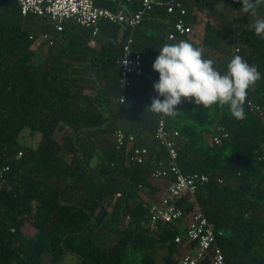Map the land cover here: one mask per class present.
<instances>
[{"label": "trees", "instance_id": "obj_1", "mask_svg": "<svg viewBox=\"0 0 264 264\" xmlns=\"http://www.w3.org/2000/svg\"><path fill=\"white\" fill-rule=\"evenodd\" d=\"M141 1L132 0L131 8L139 9ZM180 1L186 22L194 27L184 41L202 48L205 59L208 49L218 52L225 65L240 55L261 73L247 91L245 119L232 117L227 105L216 106L211 125L214 132L219 125L229 131L223 143L230 147L227 157L211 153L202 131L186 123L197 119L203 105L182 98L169 127L180 131L183 171L210 176L198 190V201L216 231L223 232L219 242L227 264H264V161L259 158L264 117L247 105L248 100L264 103V39L252 28L264 17V0L256 16L240 10L242 0H225L237 11L230 36L200 16L203 5L211 9L215 0ZM96 4L116 6L112 0ZM179 17L158 6L135 30L133 48L142 54L145 71L156 78L152 65ZM199 25L201 40L196 39ZM52 27L45 16L23 15L17 0H0V165H10L0 194V264H45V252L54 261L74 254V264H127L129 253L136 251L139 264H175L180 246L174 237L181 229L177 224L151 229L152 202L141 195L142 188L157 192L150 178L166 158L153 136L157 114L147 110L154 97L148 92L152 79L136 77L124 102L119 100V60L128 30L102 20L93 36L91 28L66 21L38 62L30 35ZM92 39L97 44L91 45ZM118 127L148 147L144 163L130 161L129 148L117 147ZM26 128L41 134L38 146L20 140ZM19 152L23 155L16 158ZM181 206L186 213L193 208L187 200ZM162 249L167 253L158 258Z\"/></svg>", "mask_w": 264, "mask_h": 264}, {"label": "built area", "instance_id": "obj_2", "mask_svg": "<svg viewBox=\"0 0 264 264\" xmlns=\"http://www.w3.org/2000/svg\"><path fill=\"white\" fill-rule=\"evenodd\" d=\"M132 0H113L115 8L98 6L96 0H17L23 15L34 14L45 16L54 23L55 32L64 29V23L74 20L80 25L92 29L93 36L100 30V22L108 20L119 23L124 30L123 56L119 60L121 75L120 101L123 102L134 79L146 76L152 79L148 92L152 96L157 93L153 84L159 77L148 74L144 68V59L139 51L134 50L135 30L142 23L144 16L158 6H162L170 14L180 13V17L172 23V29L167 36V44L184 41V38L194 34V27L184 18L186 9L180 0H142L141 6L133 10L130 6ZM238 2L239 0H235ZM35 44L45 42L47 46L55 43V33L42 32L39 35H30ZM127 60V64H124ZM123 98V101H122ZM162 99V98H161ZM249 109L264 117V103L248 100ZM157 114V126L153 133L160 150H164L166 158H162L152 177L168 178L167 192L159 200L151 203L149 226L158 229L160 225H174L184 227L174 237V242L182 248L175 264H227L223 248L219 242L222 231L217 232L215 225L204 213L198 201L199 188L210 180V176L202 172L186 173L180 166L177 141L180 131L169 127V118ZM230 136L223 125H219L212 136L214 144L221 145ZM141 137H143L141 135ZM114 138L118 148H129V160L135 163H144L150 152L146 145L137 144V136L127 132L121 127L114 130ZM23 155L19 152L16 158ZM264 161V150L260 154ZM10 165H0V194L5 185V177ZM220 182H224L222 178ZM189 202L192 210L185 212L181 203ZM129 218V217H128Z\"/></svg>", "mask_w": 264, "mask_h": 264}, {"label": "clouds", "instance_id": "obj_3", "mask_svg": "<svg viewBox=\"0 0 264 264\" xmlns=\"http://www.w3.org/2000/svg\"><path fill=\"white\" fill-rule=\"evenodd\" d=\"M260 3L261 0H242L240 10L256 16L255 9ZM252 28L264 39V17L257 18ZM127 63L125 60L124 64ZM152 68L159 79L153 84L157 95L147 110L165 116L176 115V106L183 98L206 109L216 104L227 105L232 117L243 120L247 91L261 79L258 69L240 55H235L227 64V71L221 74L213 60L204 58L202 48L187 41L162 46Z\"/></svg>", "mask_w": 264, "mask_h": 264}, {"label": "rangeland", "instance_id": "obj_4", "mask_svg": "<svg viewBox=\"0 0 264 264\" xmlns=\"http://www.w3.org/2000/svg\"><path fill=\"white\" fill-rule=\"evenodd\" d=\"M215 5L211 7H207V4L203 5V8L200 12V16L203 19H212L215 23L221 25L222 28H224L228 35L230 36L232 34V29L234 26V16L237 13L236 10H234L230 5L228 4L227 1L225 0H215ZM197 29L196 32V39L201 40V36L203 33V26H195V30ZM53 31V27H52ZM41 32V31H40ZM54 33V32H52ZM41 43V42H40ZM37 43V49H38V62L43 60V55L42 53L46 52L48 50V47L45 42H42V44ZM40 49V50H39ZM41 54V55H40ZM219 53L209 50L207 51V56L206 59H211L214 61V65L222 68L224 71H227V65L222 63L221 59L218 58ZM223 58V57H222ZM216 106L220 109V105L216 104L211 106L210 108H204L201 109L200 112L197 114V119L196 120H187L186 123L189 124V126L194 127L196 130L202 131V134L204 135V140L205 144L207 145L208 149L210 150L211 153H216V152H223L222 157H227L230 154V147L229 144H214L212 142V136L214 134L213 126L211 125V121L215 115H217V110ZM21 141H26L27 144L29 145H34L38 146L41 140V134L39 132H35L31 130L30 128H26L25 131L23 132V136L20 138ZM217 162L215 161L214 164ZM157 193L150 192L149 190L142 188L141 189V195L147 200L154 199L155 201L158 200L156 199L157 197L154 196ZM162 193L157 194L159 197H161ZM150 198V199H149ZM153 200V202H154ZM184 227L183 224H181L180 228L182 229ZM34 228L31 227L30 232L34 233ZM183 247H180V250L176 253V258L177 256L181 255ZM167 253V250L162 249L159 251L158 258H160L161 255ZM129 258L130 262L127 264H139L140 263V258L141 254L140 252H130L129 253ZM43 259L45 264H74L77 262V257L74 254L68 253L64 254L61 256L60 259L58 260H52L51 255L48 252H45L43 255Z\"/></svg>", "mask_w": 264, "mask_h": 264}, {"label": "crops", "instance_id": "obj_5", "mask_svg": "<svg viewBox=\"0 0 264 264\" xmlns=\"http://www.w3.org/2000/svg\"><path fill=\"white\" fill-rule=\"evenodd\" d=\"M98 3H102V2H104V1H108V0H96ZM113 1V0H112ZM51 32H54L55 33V35L56 34H58L59 32H55V28L53 27V31H51ZM90 44L91 45H95V44H97L96 43V40L95 39H92V40H90ZM33 47L34 48H37V45L36 44H34L33 45ZM120 100V99H119ZM121 102V101H120ZM149 141L151 142V143H154L155 142V140L154 139H152L151 137H149ZM24 142H26V141H24ZM150 180H151V182L153 183V185L154 186H156L157 187V194H160V193H162L161 195H164L166 192H167V186H168V182H169V179L168 178H156V177H151L150 178ZM154 195V196H156L157 198L156 199H158L159 200V196L158 195ZM150 199V198H149ZM153 200L154 199H151V202H153ZM155 201V200H154ZM157 201V200H156Z\"/></svg>", "mask_w": 264, "mask_h": 264}]
</instances>
